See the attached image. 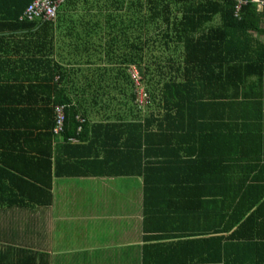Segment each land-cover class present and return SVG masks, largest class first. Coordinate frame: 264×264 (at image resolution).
<instances>
[{
	"label": "trees",
	"instance_id": "16d2710c",
	"mask_svg": "<svg viewBox=\"0 0 264 264\" xmlns=\"http://www.w3.org/2000/svg\"><path fill=\"white\" fill-rule=\"evenodd\" d=\"M32 2L0 0V19L6 18L9 9L14 30L51 36L46 51L43 43H30L36 46L30 54L0 60V69L9 64L12 68L11 73H0V150L4 151H0V161L7 150L16 155L8 171L11 184L5 191L30 204L52 202L50 161L44 157L47 151L40 152L41 141L47 147L60 138L57 148H63L60 153L69 158L67 151L76 148L70 141H81L85 129L75 108L69 106V91L77 89L67 90L65 65L78 61L69 60L74 49L85 55V62L106 66L102 70L112 84L107 99L122 101L125 110L138 111L141 138L143 132L163 133L167 115L176 114L185 121L182 131L192 138L183 143L197 150L194 156L201 164L197 174L202 177L203 205L227 217L221 223L222 234L213 236L219 246L235 242L259 248L264 244V47L251 40V31L258 30L254 2L248 0L235 14L233 0H64L56 5L53 19H42V15L28 19L24 12ZM213 14H218V25H207ZM55 34L77 37L76 43L65 44L67 57L58 54L56 60L51 54ZM151 45L157 48L154 59L148 58ZM166 51L171 52L170 69H175L168 75L166 60L159 56ZM26 65L27 74L15 73L24 71ZM130 66L137 70L148 97L144 107L139 105ZM208 70L212 72L202 73ZM212 89L217 94L206 99ZM57 106L64 107V120L61 131L54 134ZM118 108L111 105L105 110L116 116ZM105 125L112 127L109 122ZM8 136L14 139L3 138ZM145 139L139 147H146ZM144 153L145 149L141 171L161 162L143 164ZM193 174L191 170L186 179ZM248 228V234L241 233ZM193 242H198L197 250L206 248L207 242Z\"/></svg>",
	"mask_w": 264,
	"mask_h": 264
},
{
	"label": "crops",
	"instance_id": "0c3cea01",
	"mask_svg": "<svg viewBox=\"0 0 264 264\" xmlns=\"http://www.w3.org/2000/svg\"><path fill=\"white\" fill-rule=\"evenodd\" d=\"M252 1L258 30L251 31V40L264 47V7L257 0ZM6 14L5 19H0V60L19 58L27 51L30 54L36 47H30V43H43L41 48L48 49L51 36L14 30L9 9ZM218 23V14H213L207 25ZM72 36H52L54 60L58 54L66 56L69 51L66 43H76L77 37ZM72 50L69 60L78 61L65 65L69 74L67 90L77 89L69 91V106L75 108L76 117L85 123L81 141H70L76 148L67 151L69 158L60 153L63 148H57L60 138L56 137L47 147L41 141L40 152L47 151L48 156L44 157L50 161L52 202L48 205L30 204L20 195L5 191L4 187L11 184L8 171H12L10 165L16 155L9 150L3 153L0 264H264V244L259 248L235 242L219 246L213 239L222 234L221 223L225 224L227 217L203 205L202 177L197 174L201 164L194 156L197 150L183 143L192 135L182 131L181 126L186 123L179 119L181 116L167 115L163 133L143 132L141 138L142 117L138 111L125 110L122 101L107 99L106 91L112 90V84L102 70L106 66L85 62L84 54ZM261 53L264 67V50ZM156 55L157 48L151 45L148 58L154 59ZM169 55L170 51L159 55L166 60V75L175 72L167 61ZM22 68L24 71L15 73L27 74L28 66ZM11 69L9 64L0 73L8 74ZM261 87L264 90V81ZM80 90L84 92L81 95L76 93ZM213 90L211 95L205 94L206 99L217 94ZM111 105L118 108L116 116L105 110ZM107 122L112 127L104 126ZM144 139L146 147H139ZM144 149L143 164L146 160L161 161L147 165L151 167L146 172L140 168ZM160 164L164 166L158 169ZM191 170L194 174L186 179ZM249 231L243 229L241 233ZM229 233L230 230L225 234ZM193 241L207 242L204 251L197 250L198 242ZM192 249L195 251L191 252Z\"/></svg>",
	"mask_w": 264,
	"mask_h": 264
},
{
	"label": "built area",
	"instance_id": "2783aa9c",
	"mask_svg": "<svg viewBox=\"0 0 264 264\" xmlns=\"http://www.w3.org/2000/svg\"><path fill=\"white\" fill-rule=\"evenodd\" d=\"M64 0H34L30 5L27 6L24 14L28 19L41 16L42 19H53L55 16V8L59 2ZM234 1V13L237 14L243 4H247L248 0H233ZM257 2L264 7V0H257ZM133 84L138 87L137 98L139 105L144 107L147 104L148 97L145 94L143 87H141L140 77L135 69L131 73ZM64 107L57 106L56 112V123L54 127V134L61 131L63 120H64Z\"/></svg>",
	"mask_w": 264,
	"mask_h": 264
},
{
	"label": "rangeland",
	"instance_id": "374dc122",
	"mask_svg": "<svg viewBox=\"0 0 264 264\" xmlns=\"http://www.w3.org/2000/svg\"><path fill=\"white\" fill-rule=\"evenodd\" d=\"M133 69H135V68H133V67H129L128 68V70L131 72V73H133ZM136 70V69H135ZM137 71V70H136Z\"/></svg>",
	"mask_w": 264,
	"mask_h": 264
}]
</instances>
